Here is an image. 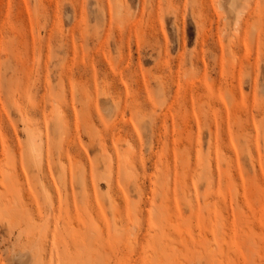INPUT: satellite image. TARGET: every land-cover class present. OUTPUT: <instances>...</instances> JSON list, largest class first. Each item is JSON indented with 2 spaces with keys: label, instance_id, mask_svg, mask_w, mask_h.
Returning a JSON list of instances; mask_svg holds the SVG:
<instances>
[{
  "label": "rangeland",
  "instance_id": "1",
  "mask_svg": "<svg viewBox=\"0 0 264 264\" xmlns=\"http://www.w3.org/2000/svg\"><path fill=\"white\" fill-rule=\"evenodd\" d=\"M0 264H264V0H0Z\"/></svg>",
  "mask_w": 264,
  "mask_h": 264
},
{
  "label": "bare ground",
  "instance_id": "2",
  "mask_svg": "<svg viewBox=\"0 0 264 264\" xmlns=\"http://www.w3.org/2000/svg\"><path fill=\"white\" fill-rule=\"evenodd\" d=\"M36 146V145H35ZM35 149H36V147H35ZM37 150V149H36Z\"/></svg>",
  "mask_w": 264,
  "mask_h": 264
}]
</instances>
